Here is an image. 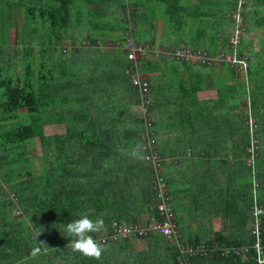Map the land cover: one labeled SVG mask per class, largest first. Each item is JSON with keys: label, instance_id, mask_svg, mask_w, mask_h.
<instances>
[{"label": "trees", "instance_id": "trees-1", "mask_svg": "<svg viewBox=\"0 0 264 264\" xmlns=\"http://www.w3.org/2000/svg\"><path fill=\"white\" fill-rule=\"evenodd\" d=\"M240 1L207 0V6L217 10L212 15L223 14L227 22L218 32V41L205 47L211 54L231 49L233 14ZM144 2L164 7L159 12L158 7ZM243 3L236 53L249 60L242 70L247 80H240L237 64L206 66H221L215 99L197 98V91L211 77L204 67L174 58L139 59V70L149 74L151 83L150 134L156 138L164 133L154 115L167 104V109L173 110V120L199 122L203 136L229 142L228 148L200 150L207 159L222 157L228 182H221L216 191L213 175L209 180L213 187L207 183L205 187L211 189L206 194L200 192L201 204L186 207L197 223L196 233L186 235L176 216L182 241L188 245L251 247L256 206L263 208L259 232L264 245V47L263 55L255 52L247 37L251 20L264 23V16L258 14L264 0ZM249 4H256L258 18L251 14ZM189 7L184 0H0V264H182L173 244L160 234L114 241L102 237L113 221L147 222L153 213L150 207L155 190L152 167L144 159L124 154L143 144L147 133L143 117L134 109L139 94L131 85V63L118 49H102L100 41L120 40L124 31L130 30L133 39L158 48L193 49L197 46L193 42L179 41L185 27L195 21L185 13ZM20 19H24L18 32L22 49L8 44L9 31ZM220 22V16L212 21L214 29ZM73 23L77 42L87 34L85 46L74 51L60 45L67 40L63 29H70ZM198 29L201 32V27ZM40 30L42 47L35 52L32 43ZM238 98L247 100L253 127L249 116L231 102ZM20 109L25 110L23 114ZM48 126H63L65 132L47 135ZM254 139L256 147L252 148ZM34 140L42 151L39 166L27 148ZM159 150L163 164L167 157L180 158V152L187 151L162 146ZM180 163H169L165 177L173 202L179 192V169L185 167ZM202 163L198 161L196 166L200 169ZM10 190L14 191L11 195ZM16 204L22 210L18 217L12 215ZM175 205L177 214V202ZM82 214L104 219V229L92 234L106 245L99 260L67 249L71 238L65 236L64 225ZM212 219H219V230H213L211 223L204 230L199 228ZM36 233H41L37 240ZM140 238L148 244L143 250L134 244ZM35 246L42 252L33 258L30 252ZM114 247L123 256L117 255ZM217 253L193 257L190 264H257L254 249L246 258Z\"/></svg>", "mask_w": 264, "mask_h": 264}, {"label": "built area", "instance_id": "built-area-1", "mask_svg": "<svg viewBox=\"0 0 264 264\" xmlns=\"http://www.w3.org/2000/svg\"><path fill=\"white\" fill-rule=\"evenodd\" d=\"M243 0L239 2L237 11L233 14L234 19V31L229 36L230 50L217 51L215 54H211L210 51L203 49H191V48H179L175 50H167L163 48H157L153 44L145 45L147 43L138 42L133 39L130 30L124 31V36L120 40H110L108 43L111 47L117 48L125 54L126 59L131 63L128 68L130 75V81L133 89L139 94V102L144 111L143 122L147 133L143 135L144 142V161L147 162L153 169L152 180L155 194L153 197V203L151 209L153 213L149 216L147 222H135L127 223L125 221L112 222L111 227L102 236L104 240H116L118 238H131V237H144L152 234H160L168 239L173 247L177 250L178 262L182 264H190V259L197 256H212L213 252H218L217 255L226 256L230 253L235 255H241L246 258V254L251 249H254L255 261L258 264V249L259 258L264 259V245L260 237L259 227L261 223V216L263 214V208L256 206L253 210L254 223L252 225V234L254 235V243L251 247L239 246L228 247L222 244H214L209 246L206 244L188 245L182 241L181 234L178 231V227L175 220L174 210L171 204V197L165 176L163 174V157L158 153L156 143L151 137L149 128L151 127V118L149 117L148 107L151 103L150 93L151 86L147 79V76L143 75L139 71V59L141 57H154V58H174L181 60H188L193 63L205 65V66H219L224 62L229 64H237L241 70H246L248 61L247 56H237L236 44L240 39L242 30V21L244 19L240 12L243 11ZM103 42L100 41L101 47ZM248 123L250 127H253L254 119L250 114ZM250 119L252 121L250 122Z\"/></svg>", "mask_w": 264, "mask_h": 264}, {"label": "crops", "instance_id": "crops-1", "mask_svg": "<svg viewBox=\"0 0 264 264\" xmlns=\"http://www.w3.org/2000/svg\"><path fill=\"white\" fill-rule=\"evenodd\" d=\"M189 4V8L186 9L185 13H190V15L195 17V21L192 23L193 26H187L184 32L181 33V35H184L183 37H180L179 41L183 42H193L195 45V48L193 49H203L208 50L205 47L211 44H215L214 42H217V36L218 32L221 29V27H225L227 22L223 14H217L212 15V12L217 13V10H214L212 7H208L207 0H184ZM214 1V0H209ZM256 6V4H255ZM259 5L258 8H260ZM203 12L208 13L209 15H203ZM223 12V11H222ZM218 16H220L221 24L220 27L216 26L215 29L212 25V21L214 19H218ZM198 26L201 27L198 29ZM204 26V29H203ZM144 43V42H142ZM183 44V43H182ZM209 51V50H208ZM193 63V62H191ZM196 64L197 67L203 68L205 73L211 77H208L210 82H206V86H204L202 89L197 91V98L200 100L203 99H215L217 97V88L219 86V80L214 81V74H218L219 71H217L216 68H208L205 65ZM209 72V73H208ZM159 73H153L151 75L155 76ZM149 80V79H148ZM150 82V80H149ZM161 84V80L158 81V84ZM151 86V83H150ZM157 86V85H156ZM155 87V85H153ZM152 91V90H151ZM167 93V90H165ZM170 96H173V93H169ZM151 96V93H150ZM140 105V102H138ZM151 105V103H150ZM149 105V106H150ZM141 106V105H140ZM148 115L150 118L153 119L152 112L150 110V107H148ZM181 111V110H180ZM184 110H182L183 112ZM141 116V115H140ZM173 110L172 108L167 109V104L165 107H159L156 116L154 117L158 118L159 126L162 128L164 133L160 137H156L155 143L158 142L160 139V143L162 148L168 147V149H181V150H187L185 152H180L181 157L180 158H173V156L167 157L166 160L169 162H165L164 164L168 163H174L175 160H179L180 165H185V167H180L179 169V175H180V185H179V192L177 197L173 198L174 203L177 202V214H175V220L177 216V220L179 219L181 221V227L185 228L186 235L194 234L196 233V230L188 231L187 229L190 228V225L192 224L193 227L196 226V221L191 220L188 218L185 214L187 212L186 207L196 206L200 205L201 199H199L200 192L204 191L206 194L207 189L205 186L207 183L210 184V187H213V183L209 180H211V177L214 175L215 179V186L216 191L219 188L221 182L225 184V182H228V178L226 177V167H223L224 163L222 161V157L215 156L212 159H207L205 156L202 155L201 149H215L219 150L220 148H228V141H223L221 138L218 139L216 136L214 137H208L203 136L199 130H202V127H199V122L196 121H189V120H173ZM142 118V116H141ZM191 122V123H190ZM193 127V128H192ZM203 133V132H202ZM151 137L154 139L153 133L151 134ZM227 138V137H226ZM144 145V142L143 144ZM252 147V146H251ZM189 150V151H188ZM193 150V151H192ZM145 154V153H144ZM199 162L202 163V167L199 169L196 164ZM213 161V162H208ZM194 164V165H193ZM170 166V165H169ZM214 170V172H212ZM250 180V177L248 178V181ZM208 184V186H209ZM198 185H201L202 187L199 188ZM154 188V187H153ZM192 191H194V195H192ZM208 191V190H207ZM172 204V201H171ZM173 207V205H172ZM215 219L210 220L209 222L200 224L202 226H206L212 223ZM177 224V221H176ZM178 227V224H177ZM179 231V229H178ZM190 233H188V232ZM180 233V232H179ZM182 234V233H181ZM190 234V235H191ZM183 238V237H182ZM185 243V242H184ZM187 244V243H185ZM204 244V243H200ZM217 244V243H215Z\"/></svg>", "mask_w": 264, "mask_h": 264}, {"label": "rangeland", "instance_id": "rangeland-1", "mask_svg": "<svg viewBox=\"0 0 264 264\" xmlns=\"http://www.w3.org/2000/svg\"><path fill=\"white\" fill-rule=\"evenodd\" d=\"M144 4L152 5L154 8L158 7L160 9V10H158L159 12L162 11V9L164 7L163 4L154 3V2H144ZM249 7H250L251 14L253 15V17L256 18L259 15L260 16H264V5L260 6L259 13H258L259 15L257 14V8H256L255 4H251V6L249 4ZM129 8H130V6L128 7V10H129ZM23 25H24V19H20L17 22L16 26L10 29V31H9V41H8L9 46L12 45V47H13L14 44H15V46H17L19 49L23 48V44H21L20 36L18 34V32L20 31V28ZM250 25H251L250 26L251 29L249 28V23L247 24L248 29H250V31L247 33L248 40L250 41V43L252 45V49L255 52H259L261 55H263V52H261V51H262V48L264 47V23L260 24L256 20L254 22H252V20H251V24ZM75 29H76V26H74V23H73V26L70 29H67V28L63 29L65 31L64 32L65 35L67 36V40L60 44L63 48L71 49L72 51H74V50L83 48L85 46L84 44L87 41L86 40V35L87 34L83 33L82 36H83V41L84 42L82 41L81 43H79V42H77L75 40V37H74L75 36L74 35L75 34ZM39 32H40V34H39L38 37H36V41L34 43H32V46H33L35 52L40 50V48L42 47V44H41V40H42L41 30ZM84 32H86V31L84 30ZM109 41H110V39H105V44H103L102 49H105L107 46L111 47V44L108 43ZM138 42H140V41H138ZM145 45H149V46L152 47V45H150L148 43L145 44ZM112 49H117V48H112ZM118 50L121 51V49H118ZM148 58H154V57H148ZM217 71H219V73H220L221 66L217 69ZM141 73L143 75L147 76V77L149 76V74H145L143 72H141ZM238 73H239L241 81L247 80L244 71L239 70ZM214 79H215L214 81H218L219 80L218 79V74L217 75L214 74ZM208 81L210 82V80H208ZM231 102H233L234 105L238 108V110H241L244 115L247 114L246 107H247L248 104H247V100L245 98H238V99H235L234 101H231ZM134 109H136L138 114L143 117L144 111H143V109H142V107L140 105L135 106ZM24 111H25L24 109H20L19 113L23 114ZM251 121H252V119H250V122ZM45 130H46V134L47 135L60 134V133H64L65 132V128L63 126H48V127H46ZM154 140L156 141L157 139L154 138ZM252 142L254 143L252 148H255L256 147V140L254 139ZM156 147H157L158 153H160V150H159L160 146H158V142L156 143ZM27 148H28L29 154L35 159L37 166H39L38 158L42 155V151H41V147H40L39 141L38 140H34L31 144L28 143L27 144ZM248 150H249V148H248ZM165 162H169V161L165 159ZM169 165H170L169 163L168 164H164L163 167H162L165 177H166V173H168V168L170 167ZM198 186H199V188L202 187L201 185H198ZM13 192H14L13 190H10V195L13 194ZM254 196H255V198L258 197L256 192L254 193ZM172 205H173L174 213H176V208H174V207H176V205H175V203L173 201H172ZM185 214H186V216H189L191 220H193V218H191V215H189L188 210H187V212H185ZM12 215L14 217H18V216L22 215V210L18 206V204H16L15 206L12 207ZM220 224L221 223H220L219 219H215L213 221V223H212V229L216 230V231L219 230L220 227H221ZM179 227H180V225H178V229H179V232L181 234V230H180ZM199 228L204 230L206 228V226H201ZM188 229L198 230V227H193V225L191 224L190 228H188ZM134 244H135V247L137 248V250H139V249L143 250V249L148 247L147 241H145L144 238L137 239ZM114 249H115V252H116L117 255L123 256V253L118 249V247H114Z\"/></svg>", "mask_w": 264, "mask_h": 264}, {"label": "clouds", "instance_id": "clouds-1", "mask_svg": "<svg viewBox=\"0 0 264 264\" xmlns=\"http://www.w3.org/2000/svg\"><path fill=\"white\" fill-rule=\"evenodd\" d=\"M143 151V145L136 144L124 154L134 160H143L145 159ZM104 227L105 222L102 216L93 220L87 214L80 215L78 219L72 220L71 222L64 225L66 232L65 236L71 238L67 245V249H70L73 253H79L85 258L99 260L106 250V245L94 239L92 234L100 233ZM40 234L41 233H36V240ZM41 252V247L35 246L31 249L30 255L31 257L35 258L39 256ZM258 264H264V259L259 258V249Z\"/></svg>", "mask_w": 264, "mask_h": 264}]
</instances>
